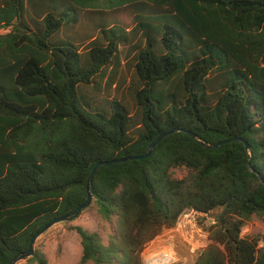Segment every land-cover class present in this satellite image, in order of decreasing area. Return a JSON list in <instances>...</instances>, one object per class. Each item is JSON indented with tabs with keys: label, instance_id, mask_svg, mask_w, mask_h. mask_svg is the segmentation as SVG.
Instances as JSON below:
<instances>
[{
	"label": "trees",
	"instance_id": "1",
	"mask_svg": "<svg viewBox=\"0 0 264 264\" xmlns=\"http://www.w3.org/2000/svg\"><path fill=\"white\" fill-rule=\"evenodd\" d=\"M0 29V264L86 203L96 164L163 134L94 173L111 234L76 227L80 264H143L187 212L215 220L195 264H264L241 234L264 221V0H0Z\"/></svg>",
	"mask_w": 264,
	"mask_h": 264
},
{
	"label": "rangeland",
	"instance_id": "2",
	"mask_svg": "<svg viewBox=\"0 0 264 264\" xmlns=\"http://www.w3.org/2000/svg\"><path fill=\"white\" fill-rule=\"evenodd\" d=\"M123 22L129 24L132 20L130 17H124ZM2 32L3 29H0V33ZM133 76V71L123 65L114 75L115 88L122 92L133 81ZM114 95H117L116 91L112 90L111 96ZM186 174L184 169L172 170V175L178 179L185 177ZM214 223L215 220L210 216L204 217L195 212H187L180 217L175 227L163 230L146 245L141 254L142 263L195 264L201 252L212 243L205 226ZM76 227L97 233L104 244L111 234L110 225L96 208L88 207L75 219L51 227L38 238L34 249L45 254L48 264H80L82 244ZM241 234L244 238L260 239L264 236V221L253 216ZM28 259L18 261L16 264H32Z\"/></svg>",
	"mask_w": 264,
	"mask_h": 264
},
{
	"label": "water",
	"instance_id": "3",
	"mask_svg": "<svg viewBox=\"0 0 264 264\" xmlns=\"http://www.w3.org/2000/svg\"><path fill=\"white\" fill-rule=\"evenodd\" d=\"M193 138H196V135L195 134H191L189 133ZM167 134H163L161 135L159 138H157L150 146L149 148V151L143 155V156H136V157H127V158H123V159H116V160H111V161H106V162H99L98 164H96V166L94 167V169L92 170L91 172V175L89 177V183H88V198H87V201L85 204H83L82 206L78 207L71 215H66V216H63L61 218H58V219H55L53 220L52 222H50L49 224H47L44 228H42L38 233H36L31 241H30V244H29V248L27 250V252H25L24 254L22 255H19L17 256L16 258L13 259V261L11 262V264H16L18 261H21V260H24V259H27V258H30L33 256L34 254V246L38 240V238L44 234L46 231H48L51 227H53L54 225L58 224V223H61V222H66V221H69L71 220V217L74 216L75 218L78 217L81 212L85 209H87L88 207H90L92 201H93V190L91 188V183H92V180H93V176H94V173L96 172V170L100 167V166H109V165H112V164H115V163H120V162H124V161H129V160H141V159H146L148 157L151 156L154 148L156 147V145L158 144V142L163 139ZM231 141H241V142H244L243 139H233ZM229 142V141H227ZM226 142H222V143H219L217 145H207V147H211V148H218L219 146H221L222 144H224ZM246 148L249 150L250 149V146L248 143H246ZM251 162H252V159L250 158V161H249V166L251 168V170L253 172H255L252 167H251ZM258 174V173H257ZM259 175V174H258Z\"/></svg>",
	"mask_w": 264,
	"mask_h": 264
},
{
	"label": "built area",
	"instance_id": "4",
	"mask_svg": "<svg viewBox=\"0 0 264 264\" xmlns=\"http://www.w3.org/2000/svg\"><path fill=\"white\" fill-rule=\"evenodd\" d=\"M186 214V213H185ZM183 216V215H182Z\"/></svg>",
	"mask_w": 264,
	"mask_h": 264
}]
</instances>
